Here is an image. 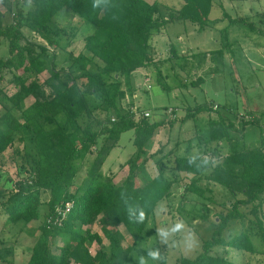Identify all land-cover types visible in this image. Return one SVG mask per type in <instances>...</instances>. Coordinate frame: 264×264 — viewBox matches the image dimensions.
<instances>
[{
	"label": "trees",
	"instance_id": "trees-1",
	"mask_svg": "<svg viewBox=\"0 0 264 264\" xmlns=\"http://www.w3.org/2000/svg\"><path fill=\"white\" fill-rule=\"evenodd\" d=\"M3 1L7 2L11 19L2 23L0 12V37L8 40L9 51L7 57H0V80L6 69L11 73L9 81L17 88L7 94L0 86V153L24 138V128L30 130L34 148L29 174L20 167L23 176L15 181V192L2 202L6 221H30L39 217V206L44 202L41 193L48 194L46 218L40 225V233L31 246L28 260L20 264H126L131 246H123L120 231L107 224L128 223L135 242L155 204L169 193L168 189L177 178L165 176L162 170L165 164L160 163L156 174L141 184L134 183L140 154L144 153L145 144L155 129L165 121H149L144 116L136 119L132 111H123L117 101L125 94L120 76L125 77L130 88L131 71L152 63L150 35L167 21L189 20L197 23L199 28L210 24L208 13L213 0H182L180 7L170 9L167 15L162 13V5L156 0H96L99 7L95 8L94 0H30L31 7L26 12H22L21 6L12 10L10 3ZM64 8L73 17H78V22L74 24L68 20L56 25L52 29L54 37L49 36V23ZM224 15L227 14L224 12ZM24 18L31 21L34 31L55 48L65 47L58 38L59 32H67L65 35L73 37L81 25L92 27V31L85 35L84 49L74 55L68 53V59L82 72L69 80L62 79L55 66L54 53L47 61L44 56L47 55L46 45L24 34ZM90 64L96 66L94 71L90 70ZM32 69L37 73L47 69L49 74L40 83L36 78H27L25 73ZM109 76L115 80L111 90L107 84ZM45 86L49 89L46 90ZM88 94L92 97L88 98ZM29 96L32 99L26 102ZM94 98L99 102L90 100ZM102 107L112 109L114 119L110 116L104 123V119L92 115L96 108ZM202 108L197 106L196 109ZM83 113L89 114L91 119L80 126L76 119ZM61 116L71 129H67L64 123L46 126L45 122H54ZM93 120L99 127L93 128ZM128 129L133 130L132 142L136 150L134 157L127 160L128 175L117 183L112 176L102 172V164L120 133ZM103 134L105 138L94 152L92 146ZM225 138L232 140L233 137L223 121L210 120L203 141ZM233 139L236 142L225 155L212 151L210 155L174 156L172 167L184 173L183 176H189L184 192L212 199L205 194L211 192V188L198 184L201 177H206L235 196L230 204L224 203L217 211L214 229L210 237L202 241L201 250L194 257L181 256L177 264H246L211 252L215 245L258 251L248 230L242 229L226 237L222 234L231 220H243L246 213L241 207L245 205H250L249 212L254 216L264 244V222L259 215L264 204V150L259 145L248 146L238 138ZM87 152H94L92 161L76 183L80 165L75 159L82 158ZM66 202H70V206L67 214L62 216L57 208L63 209ZM141 212L144 213L143 221L140 220ZM201 216L210 219L208 214L202 213ZM96 219L109 240V253L103 248L94 254L89 250L87 243L102 241L101 234L90 228ZM51 237L63 239L56 244L55 250L50 248ZM0 264L15 263L4 260ZM162 264H166L164 259Z\"/></svg>",
	"mask_w": 264,
	"mask_h": 264
},
{
	"label": "rangeland",
	"instance_id": "rangeland-1",
	"mask_svg": "<svg viewBox=\"0 0 264 264\" xmlns=\"http://www.w3.org/2000/svg\"><path fill=\"white\" fill-rule=\"evenodd\" d=\"M156 1L161 3L162 13L165 15H167L168 10L175 7L177 8L180 4V0ZM215 1L226 2L227 4H229V7L233 2V0ZM18 6L22 7V12H26L27 9L31 7V1L25 2L24 4H20ZM228 10L229 12H233L231 8H229ZM0 12L2 13V23L9 22L11 19V13L7 8V2L3 0H0ZM228 14L229 13H227L226 16H228ZM210 16L215 15L210 14ZM68 20H71L74 24H76L79 19L76 16L73 17L71 15V12L67 8H64L62 9L61 13L55 16L54 19L49 23L47 30L48 35L54 37V33H52L53 27L59 24H63ZM23 21L24 25L22 26V30L24 34L28 38L44 43L46 45L47 55L44 56H46L47 61H50V57L53 56L54 53L56 59L55 66L60 71V77L62 79L69 80L73 76H77L78 74H80V72H82L81 68L77 67V64L75 62L71 61V59H68V53H72L74 55L77 54L80 50L84 49L83 45L85 35L92 31V27H89L87 24L81 25L82 27L78 29L76 35L73 37L65 35L67 32H59L60 35L58 36V38L60 39L61 44L65 43V47L55 48L45 38L34 31V25L31 21L29 22L25 18ZM171 24H174L173 27L167 28L173 31H177L191 25L187 21L182 23L174 22ZM177 32H183V30H179ZM221 33L223 35L225 31L222 30ZM169 34H171V32H169ZM217 34L221 35L215 28L211 31L204 29L197 31L195 36L191 35L190 37L193 45L199 42H202L203 45H205L206 43H209L210 45V43H215V40L217 39L216 37L218 36ZM175 37L176 34L174 33L173 38ZM191 40H188V38H186L185 41H182L180 44H178L180 46L178 47V50L180 48H183L184 50L186 49L184 52L188 53V51L190 50L189 46L191 44ZM151 41L152 42H150V45L152 47H156L154 58H157L156 63H151L150 67L148 68V72L152 74H146L147 76L150 75V78L147 81V79L143 75H141L140 78L139 74L141 73H135L134 80L138 81L141 79L140 82L142 84L141 87H135L134 83V89L137 88L136 93L138 95V100L140 101L139 105L135 106V96L133 95L134 90H131L132 85L130 88L127 87L124 76H120V85L121 88L124 89L125 94L124 96L119 97L117 101L118 105L123 111H132L134 114V118L136 119L144 116L149 121H152L159 119V117L161 116H164L163 118H166L165 116L167 115L171 116L164 119V124H162L161 126L159 125L155 129L153 136L154 140L151 141V139H149L146 142L145 145L149 146H145L144 153L140 154V165L136 171L137 174L133 180L134 183L141 184L148 178L156 174L158 172V165H160V163L165 164V166L162 168L165 176L177 179L173 181L170 188L168 189L169 193H167L157 201L151 215L147 219L144 229L135 242L130 233V227L128 223L121 222L118 224H107V226L113 230L118 229L120 231L122 235L121 244L123 246H131V249L127 256L126 264H140L141 257L144 258L145 264H162V259H164L166 264H177L181 256L194 257L201 250L202 241L205 238L210 237L211 232L214 229L215 225L213 222L217 220V211L223 208L224 203L230 204L231 200H233L235 196L226 191L224 187L216 183L211 184L206 179V177H201L198 181V184L211 188L212 191L206 192L205 194L211 196L212 199L203 198L202 196L189 191L184 192L183 189L184 186L188 183L189 176H183L182 174L184 173L177 171L176 169H174V167H172L174 156L180 154L179 152H177L176 147L174 149L168 148H172L174 142L179 137L187 138L189 136V133L191 134V132L195 129V125H197L198 127L200 126V128H203L207 125L209 119V113L207 111H197L195 116L187 118L184 121L179 120V118L187 111H189V109H191V107L194 106L196 102L206 104L210 103L212 100L223 101L225 98L222 94L216 95L213 89H211L210 83L206 82L205 84H199L192 80L195 78V73L192 72V68H194L195 62L197 60L195 56L189 53H184L186 55H184L185 60L181 58L180 55L173 56V58H163L161 48L158 45L157 40L152 38ZM165 52L170 53V50H166ZM8 55V40L4 37H0V57L5 58ZM182 60H184V62H182ZM159 62L161 64H159ZM182 64L185 66L181 67L180 65ZM236 64L237 65L235 69L239 71L242 82L245 80V75H250L251 77L250 73L253 72V68L256 67L253 63L250 64L249 68L245 66L248 71L243 73L244 70H241L239 62L236 61ZM89 68L91 71H94L96 69V66L90 64ZM156 68H160L161 74L155 73L157 72ZM181 68L183 70L185 68L187 71H183ZM25 74L28 76L27 78H36L41 83L49 73L47 69H43L39 73L35 72L32 69L30 71H27ZM111 76L107 77L109 90L112 89L115 83V80ZM10 78L11 73L5 69L4 77L2 80H0V86L7 94H11L17 88L13 82L9 81ZM234 85H237V81H234ZM45 88L46 90L49 89L47 86H45ZM260 90L262 91V86L260 87ZM251 93H254V89H251ZM240 95L236 94L235 91L228 97L231 100L232 106L234 108H236L237 104L239 106V109H242V105L238 104V100H240L242 96ZM87 97L91 98L92 94H88ZM31 99V96L27 97L26 102H29ZM90 100L95 103L99 102L98 98ZM168 108L169 111L173 108L174 112L178 116V119L171 121L170 124L169 120L172 119V117L173 119H175L177 118V116H173L172 113L169 114L167 112ZM146 110L150 112L148 116H145L143 114V112ZM15 112L16 114L18 113L17 110H15ZM94 114H96L99 119H104V123H106L107 118H110V116H114V114L112 113V109H103V107L102 110L98 109V111H93L92 115L95 117ZM230 116L235 117L234 114H231ZM90 119L91 116H89V114L83 113L82 115L78 116L76 120L77 123L82 126L83 124L90 122ZM261 119L264 120V114L262 115ZM57 123H64L67 129H71V127L64 121L63 116L56 118L54 122H45L46 126ZM91 125L93 126V128L99 127L95 120H93ZM259 129L260 126L257 124H254L252 127L247 128L242 139L245 145H253L259 142ZM132 134V129L121 132L118 145L112 149L111 153L108 154V159L106 161L104 160L105 162L102 164V172L105 175L112 176L113 181L117 183H120L128 175L127 160L128 158L134 157V151L136 149H134V145L132 142ZM23 135L24 138L22 140H17L15 145H13L12 147H8L2 153H0V239H4L0 241V263H3L4 260H11L15 264H20L28 260L31 252V246L40 233V225L46 218L45 214L48 209L45 203V200L48 199V194L46 192H43L41 193V198L44 202H42L39 206V217L33 218L30 221L20 219L13 223H10L5 219V214L3 212L5 206L2 202L6 201L8 196L11 193L15 192V181L23 176V174L21 175L19 172L20 167H23V169H25L26 171V174L27 172L29 174V171L32 167L31 164H33L32 155L34 152V148L30 130L24 128ZM104 138L105 134L98 137V143L92 146L94 152L98 150V146L103 142ZM164 140H169L167 141V143L169 144L166 145V142L165 144L162 143ZM191 142L192 139L190 140V143ZM212 144L213 143H210L209 146H205L206 148L203 149L204 154L210 155L213 147ZM118 146L122 147H120L115 154L111 155ZM262 149L264 150V147ZM149 150H152V152H149ZM94 152H87L82 158L79 157L75 159V163L80 165L78 176L75 180L76 183L79 181L80 177L84 175L87 166L92 161ZM213 156L214 155L211 154V157ZM185 177L186 179H184ZM241 208L246 213V216L242 221L238 219L231 220L227 228L222 231V234L226 237L229 234L237 233L242 229L248 230V233L251 236V239L258 251L250 252L228 245H215L211 248V252L227 256L232 260L246 264H264V244L260 239L259 229L254 222V216L249 212L250 205H245ZM202 213L208 214L210 219H203L201 216ZM259 215L264 222V204L262 205L261 210H259ZM181 221L185 225L184 229H182L178 233H173L172 228L176 223ZM90 228L92 231H96L102 236L101 242L92 241L90 243H87L91 253L94 254L99 248H103L109 253V240L103 235L100 221L98 219L94 220V222L90 224ZM160 231L166 232L168 235L166 237L159 236L158 232ZM189 232L194 233L196 239V243L192 247H189L185 242V237H187V234ZM62 240L63 239L60 237H51L50 248L52 250H55L56 244L62 242ZM154 250H159L162 257L161 260H153L151 257H149V251Z\"/></svg>",
	"mask_w": 264,
	"mask_h": 264
},
{
	"label": "crops",
	"instance_id": "crops-1",
	"mask_svg": "<svg viewBox=\"0 0 264 264\" xmlns=\"http://www.w3.org/2000/svg\"><path fill=\"white\" fill-rule=\"evenodd\" d=\"M182 1L180 0V7ZM264 0H233L231 6L226 2H216L213 0L210 11L208 13V18L210 24H205L203 28H199L197 23L191 22L189 20H170L167 21L158 31L153 32L149 38V49L152 52L153 61L152 63H156V59L154 58V52L156 47H152L150 45L151 39L157 40L158 45L161 48L162 57H170L173 56H181L185 60L183 48L178 50L182 41H185L186 38L191 40V35L197 33L200 30H212L216 29L219 34L215 39V43H206L205 45L202 42L196 43L193 45L192 40L189 46L188 53L196 57V62L194 68H192V72L195 74V78L192 79L199 84H205L206 82L210 83L211 89L215 92L216 95L222 94L225 98L223 101H214L212 100L210 103L201 104L196 102L194 106L189 109L184 115H182L179 120L184 121L187 118L193 117L196 115L197 111H207L209 113V119L207 125L203 128L198 127L195 125V129L189 133L187 138H178L172 148H177V152L180 155H197V154H204L205 146H209L210 143H213V147L211 151L219 152L221 155H225L230 151V147L233 143L236 142L235 139L237 138L241 143L244 132L247 128L252 127L254 124L260 126L259 129V142L256 144H250L248 146H261L264 147V120H262V115L264 114ZM177 7V8H178ZM175 8H171L176 10ZM229 8L233 10V12H229ZM169 11V10H168ZM224 12L228 16H224ZM233 13V14H232ZM168 14V13H167ZM215 15V16H210ZM189 22L191 25L189 27H184L183 29H179L183 32H177L179 30H170L167 27H173L174 24L171 23H178V22ZM172 25V26H171ZM224 30L225 33L222 35L221 31ZM171 32V34H169ZM174 33L176 37L173 38ZM223 36V37H222ZM161 43V44H160ZM165 44V45H164ZM209 45V46H208ZM177 49V50H176ZM166 50H170L169 52H165ZM81 51V50H80ZM186 53V54H188ZM186 56V55H185ZM182 60V62H184ZM236 61L239 62L241 66V70L244 72L248 71L246 67L249 68L250 64H254L256 67L253 68V72L250 75H245V80L242 82L241 76L239 71L235 69ZM159 64H161L159 62ZM184 67L185 65H180ZM246 66V67H245ZM150 64L145 66H139L131 71L130 74V82H131V90H134V104L139 105L138 95L136 93L137 88L141 87V79L135 81V73L139 74L140 78L143 75L147 81L150 78L152 73L148 72V68ZM158 69V70H157ZM182 69V68H181ZM183 70V69H182ZM185 71H187L184 68ZM183 70V71H184ZM151 71V70H149ZM156 74H161L160 68H156ZM149 73L147 76L146 74ZM183 73V72H182ZM256 74V75H253ZM146 75V76H145ZM135 81V82H134ZM234 81H237V85H234ZM262 86V91L260 87ZM251 89H254V93H251ZM241 94V99L238 100V104L242 105V109H239V106L236 104V108L232 106L231 100L228 98L231 93ZM249 92V93H247ZM197 106H203L202 109H196ZM171 108V107H170ZM102 110L101 108H96L94 111ZM147 109V108H144ZM149 110V109H148ZM169 114L172 113L173 116H177L174 112V109L168 108L167 111ZM150 113V112H149ZM234 114L235 117H231L230 115ZM97 117L96 114H94ZM114 116H111V118ZM159 117V119H166L167 117H171L169 115ZM99 118V117H97ZM177 118L170 119L169 124L171 121L177 120ZM158 120V119H157ZM210 120H221L223 121L226 130L228 131L229 135L233 138L232 140L228 139H216L211 140L208 142L203 141L204 131L209 125ZM164 124V123H163ZM161 126V125H160ZM200 130V132H199ZM121 135V133H120ZM119 135V138H120ZM154 136V134H153ZM153 136L150 138L151 141L154 140ZM119 138L116 141L115 145L111 148H115L119 143ZM133 138V134H132ZM168 139V138H167ZM192 142L190 143V140ZM169 140H164L162 143L166 145ZM134 145V144H133ZM149 145H146L148 147ZM122 146H118L114 152L111 154H115L118 149ZM166 147V146H165ZM135 149V145H134ZM133 149V151H134ZM132 151V152H133ZM131 152V153H132ZM152 152V150H149ZM148 152V153H149ZM110 155V156H111ZM109 155L105 158V161L108 159ZM216 158V155L214 156ZM150 158V157H149ZM104 161V162H105ZM103 162V163H104ZM186 179V177L184 178ZM188 179V178H187ZM211 184L216 183L220 186L221 184L215 182L210 178H206ZM189 181V180H188ZM223 187V186H222ZM226 191H228L225 188ZM229 192V191H228ZM230 193V192H229Z\"/></svg>",
	"mask_w": 264,
	"mask_h": 264
},
{
	"label": "clouds",
	"instance_id": "clouds-1",
	"mask_svg": "<svg viewBox=\"0 0 264 264\" xmlns=\"http://www.w3.org/2000/svg\"><path fill=\"white\" fill-rule=\"evenodd\" d=\"M93 7H99V3L96 2V0H94V3H93ZM144 219V213L141 212V215H140V220L143 221ZM185 225L184 223L181 221V222H178L175 224V226L172 228V232L173 233H178L180 232L182 229H184ZM158 235L159 236H162V237H166L168 234L166 232H163V231H160L158 232ZM185 242L188 244L189 247H192L195 245L196 243V239H195V235L194 233H191L189 232L187 234V237H185ZM149 257H151L153 260H161L162 257H161V254L159 252V250H154V251H149L148 253ZM140 264H145V260L143 257H141V260H140Z\"/></svg>",
	"mask_w": 264,
	"mask_h": 264
},
{
	"label": "built area",
	"instance_id": "built-area-1",
	"mask_svg": "<svg viewBox=\"0 0 264 264\" xmlns=\"http://www.w3.org/2000/svg\"><path fill=\"white\" fill-rule=\"evenodd\" d=\"M7 1L10 3L11 9L14 10V8L16 6H18L20 4H24L25 2H28L30 0H7ZM143 114L145 116H148L150 113H149V111L146 110V111L143 112ZM112 119H114V118L112 117ZM69 206H70V202H66L65 206L63 207V209L60 210L59 208H57V210H59V212H61L62 216H65L67 214Z\"/></svg>",
	"mask_w": 264,
	"mask_h": 264
}]
</instances>
